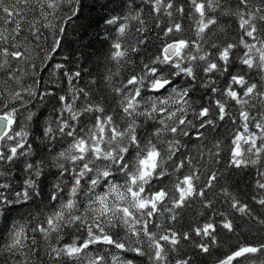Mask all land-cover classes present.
<instances>
[{"label":"snow or ice","instance_id":"1","mask_svg":"<svg viewBox=\"0 0 264 264\" xmlns=\"http://www.w3.org/2000/svg\"><path fill=\"white\" fill-rule=\"evenodd\" d=\"M85 9L105 51L73 70ZM248 171L264 208V0H0L4 264H196L233 214L264 226L229 183Z\"/></svg>","mask_w":264,"mask_h":264},{"label":"trees","instance_id":"2","mask_svg":"<svg viewBox=\"0 0 264 264\" xmlns=\"http://www.w3.org/2000/svg\"><path fill=\"white\" fill-rule=\"evenodd\" d=\"M81 25L83 27H80ZM102 31L103 25L100 24L98 26L96 13L93 12L89 16L87 9H85V18H82L76 25L68 29L64 51L61 55L55 57V62H60L63 55H68L71 60L69 67H72L73 70H76L77 67L94 70L97 61L103 56L105 51V49L101 47L100 40L97 38L98 34L102 33ZM73 53H75V55H73ZM87 79L88 77L85 75L84 82H86ZM84 82L81 83V86H83ZM199 95L200 93L197 94V99ZM206 102L205 100V103ZM42 155H44V153H40V156ZM40 156H35L33 158L39 160ZM24 178L25 173L17 166L15 169L16 184L19 185ZM52 180L53 177L49 175L47 182L50 183ZM229 183L232 185V191L239 192L241 198L249 204L253 210V214L257 217L264 218V208H261L260 205L255 204L251 200V195L253 194L252 172H243L237 176H233ZM215 191H219V188L215 189ZM224 207L227 208V205H224ZM32 210L34 211V207ZM27 211H29L28 207L20 208L19 211H12L10 216L12 219H18L20 215H23ZM233 215L237 226V234L233 235L220 231L218 236L220 241L219 246L212 249L211 255H199L196 258V264H213L217 259L223 258L240 242L251 244L264 242V226H260L249 217H240L239 214ZM192 216L193 213L190 211L186 218L191 219ZM3 224L4 221L0 218V227H2ZM5 258L6 257H0V264H4Z\"/></svg>","mask_w":264,"mask_h":264},{"label":"water","instance_id":"3","mask_svg":"<svg viewBox=\"0 0 264 264\" xmlns=\"http://www.w3.org/2000/svg\"><path fill=\"white\" fill-rule=\"evenodd\" d=\"M213 264H216V262H215V263H213Z\"/></svg>","mask_w":264,"mask_h":264}]
</instances>
